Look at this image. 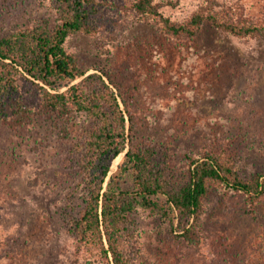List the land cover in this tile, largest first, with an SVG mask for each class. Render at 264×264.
Listing matches in <instances>:
<instances>
[{
	"label": "rangeland",
	"instance_id": "1",
	"mask_svg": "<svg viewBox=\"0 0 264 264\" xmlns=\"http://www.w3.org/2000/svg\"><path fill=\"white\" fill-rule=\"evenodd\" d=\"M100 1L101 30L69 36L66 48L87 74L116 72L117 83L133 92L131 142L152 143L158 152L168 148L176 187L189 179L188 158L212 146L229 151L244 179L264 174V37L205 25L194 39H174L138 20L135 0ZM154 1L176 22L203 2ZM218 1L236 15L264 18V0ZM54 2L0 0V38L43 20L54 23ZM21 86L34 120L27 123L16 112L18 92L7 93L0 118V264H90L76 255L67 221L86 205L81 150L96 121L83 112L67 119L42 115L38 89L24 78ZM124 155L114 159L105 186ZM120 181L133 187L128 174ZM128 228L137 264H264V196L253 202L220 183L205 200L198 244L142 207Z\"/></svg>",
	"mask_w": 264,
	"mask_h": 264
},
{
	"label": "trees",
	"instance_id": "2",
	"mask_svg": "<svg viewBox=\"0 0 264 264\" xmlns=\"http://www.w3.org/2000/svg\"><path fill=\"white\" fill-rule=\"evenodd\" d=\"M54 1V23L43 20L0 38V118L6 117L2 105L7 93L18 92L16 112L27 123L34 120L21 90L24 78L38 89L42 115L67 119L83 112L96 121L81 150L86 205L79 216L67 221L76 237V255L90 264H137L128 246V221L138 207L167 219L188 243H200V219L214 183L243 193L253 202L264 196V174L244 179L222 146L189 157V179L176 187L175 162L168 148L158 152L152 143L131 142L136 130L130 108L133 92L117 83L116 72L87 74L66 48L69 36L101 30L98 15L104 2ZM162 5L135 0L132 8L139 21L157 24L174 39H194L205 25L237 37H264V18L247 19L232 9L218 8V0H203L181 22L166 16ZM124 151L118 170L105 186L114 159ZM127 174L133 181L130 189L120 181Z\"/></svg>",
	"mask_w": 264,
	"mask_h": 264
}]
</instances>
